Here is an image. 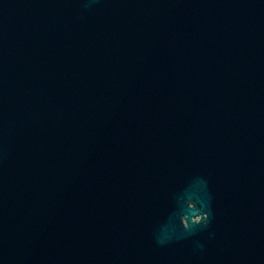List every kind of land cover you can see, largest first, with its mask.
<instances>
[{"label": "water", "instance_id": "1", "mask_svg": "<svg viewBox=\"0 0 264 264\" xmlns=\"http://www.w3.org/2000/svg\"><path fill=\"white\" fill-rule=\"evenodd\" d=\"M0 264H264V0H0Z\"/></svg>", "mask_w": 264, "mask_h": 264}, {"label": "clouds", "instance_id": "2", "mask_svg": "<svg viewBox=\"0 0 264 264\" xmlns=\"http://www.w3.org/2000/svg\"><path fill=\"white\" fill-rule=\"evenodd\" d=\"M206 214V217L205 219L202 221V222H199V223H194V224H201V223H207V218H208V213L207 212H204Z\"/></svg>", "mask_w": 264, "mask_h": 264}]
</instances>
